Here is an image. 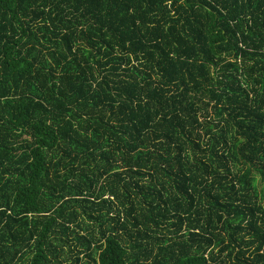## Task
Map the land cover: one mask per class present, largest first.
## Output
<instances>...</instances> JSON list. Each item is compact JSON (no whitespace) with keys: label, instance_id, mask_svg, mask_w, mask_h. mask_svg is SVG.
I'll use <instances>...</instances> for the list:
<instances>
[{"label":"trees","instance_id":"1","mask_svg":"<svg viewBox=\"0 0 264 264\" xmlns=\"http://www.w3.org/2000/svg\"><path fill=\"white\" fill-rule=\"evenodd\" d=\"M0 264H264V0H0Z\"/></svg>","mask_w":264,"mask_h":264}]
</instances>
